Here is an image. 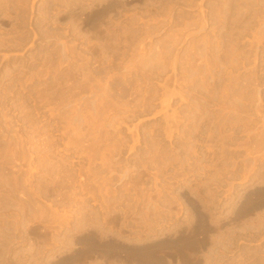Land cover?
Listing matches in <instances>:
<instances>
[{
	"label": "rangeland",
	"instance_id": "obj_1",
	"mask_svg": "<svg viewBox=\"0 0 264 264\" xmlns=\"http://www.w3.org/2000/svg\"><path fill=\"white\" fill-rule=\"evenodd\" d=\"M88 251L264 264V0H0V264Z\"/></svg>",
	"mask_w": 264,
	"mask_h": 264
},
{
	"label": "bare ground",
	"instance_id": "obj_2",
	"mask_svg": "<svg viewBox=\"0 0 264 264\" xmlns=\"http://www.w3.org/2000/svg\"><path fill=\"white\" fill-rule=\"evenodd\" d=\"M94 243H95L94 244L95 247H97V244H96L95 241H94ZM89 254H91V251L90 252L88 251V252H84V253H79V254H77L75 256L70 257L67 263L68 264H79V263H82L83 261H85L86 257Z\"/></svg>",
	"mask_w": 264,
	"mask_h": 264
}]
</instances>
